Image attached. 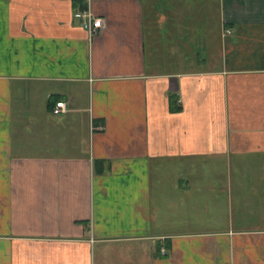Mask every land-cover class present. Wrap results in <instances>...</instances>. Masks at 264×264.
<instances>
[{
    "label": "crops",
    "instance_id": "0c3cea01",
    "mask_svg": "<svg viewBox=\"0 0 264 264\" xmlns=\"http://www.w3.org/2000/svg\"><path fill=\"white\" fill-rule=\"evenodd\" d=\"M0 264H264V0H0Z\"/></svg>",
    "mask_w": 264,
    "mask_h": 264
},
{
    "label": "built area",
    "instance_id": "2783aa9c",
    "mask_svg": "<svg viewBox=\"0 0 264 264\" xmlns=\"http://www.w3.org/2000/svg\"><path fill=\"white\" fill-rule=\"evenodd\" d=\"M73 17L77 19L80 25L90 33H94L101 27L102 21L100 18L95 17V15L88 9L79 10L74 12ZM229 33V30H226ZM66 110V105L64 101H57L52 109L54 113L63 112ZM162 253L164 251L162 250Z\"/></svg>",
    "mask_w": 264,
    "mask_h": 264
}]
</instances>
